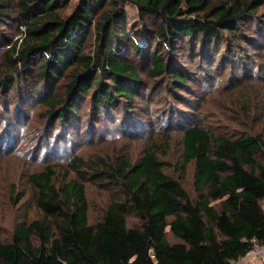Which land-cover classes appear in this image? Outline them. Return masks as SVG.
I'll use <instances>...</instances> for the list:
<instances>
[{
    "label": "trees",
    "instance_id": "obj_1",
    "mask_svg": "<svg viewBox=\"0 0 264 264\" xmlns=\"http://www.w3.org/2000/svg\"><path fill=\"white\" fill-rule=\"evenodd\" d=\"M70 1L13 4L0 0V23L11 10L18 29L25 26L20 47L18 39L6 38L3 44L9 47L6 60L0 61L1 89H15L16 82L25 83L35 73L36 85L45 81L47 86L36 88L40 102L59 121L76 113L75 100L83 96H92L99 111L117 105L121 97L131 104L143 80L135 63L122 54L127 46L150 61V77L169 73L173 90L186 86L187 73L175 57L166 61L163 47L144 49L140 37L130 35L125 0H79L65 14ZM129 1L138 6L141 23L149 16L161 18L155 40L165 43L171 54H179L182 41L193 49L201 42L199 51L209 55V61L225 36L238 37L240 20L257 10L255 0L221 5H212V0ZM211 30L215 34L208 37ZM136 32L142 36L141 30ZM92 38L95 46L89 52ZM63 78L68 81L64 90H56ZM262 154L264 145L258 135L230 138L199 125L189 126L184 132V163L196 165L194 184L200 192L196 201L165 173L154 153L146 152L133 165L123 158L99 159L98 168L119 183L125 197L112 200L97 222L89 219L85 182L75 178L57 186L54 167L47 166L29 176L40 215L24 221L9 239L0 238V264H225L238 260L255 242L264 245ZM81 161L77 157L73 162L80 175ZM132 213L137 223L130 224ZM168 227L178 241L168 238Z\"/></svg>",
    "mask_w": 264,
    "mask_h": 264
},
{
    "label": "rangeland",
    "instance_id": "obj_2",
    "mask_svg": "<svg viewBox=\"0 0 264 264\" xmlns=\"http://www.w3.org/2000/svg\"><path fill=\"white\" fill-rule=\"evenodd\" d=\"M9 1L15 4L18 0ZM78 1L71 0L64 13L69 14ZM232 1L212 0V5ZM255 4L254 16L240 20L238 37L230 40L225 36L210 54L215 58L209 61V55L199 51L201 42L193 49L182 41L179 54H171L165 43L155 40L154 30L161 18L149 16L141 23L138 6L125 0L122 5L130 35L140 37L138 42L144 49L163 47L166 61L175 57L188 78L186 86L173 90L169 73L150 77V61L127 46L122 54L135 63L143 80L131 104L121 97L117 105L99 111L92 96H83L75 100L76 113L59 121L58 115L52 116L50 107L40 102L36 88L47 86L45 81L36 85L39 77H32L35 73L25 83L16 82L15 89L5 91L0 85V238L9 239L24 221L39 217L37 191L29 176L47 166L54 167L57 186L75 178L85 182L89 219L97 222L112 200L125 197L119 183L98 168L99 159L110 162L123 158L133 165L146 152L154 153L163 162L165 173L177 179L190 199L196 201L200 193L194 184L196 165L193 161L184 163V132L189 126L199 125L212 134L230 138L258 135L264 145V0H255ZM12 14L10 10L0 23V61L6 60V38L18 39L20 47L25 30L23 25L18 29ZM137 30L142 31V36L137 35ZM214 34L211 30L207 35ZM93 38L88 42L89 52L95 46ZM67 82L63 78L56 90H64ZM77 157L84 163L78 166L82 168L81 175L73 167ZM259 158L264 160V154ZM129 221L137 223L138 217L132 213ZM167 230L171 242L178 241L169 227Z\"/></svg>",
    "mask_w": 264,
    "mask_h": 264
},
{
    "label": "built area",
    "instance_id": "obj_3",
    "mask_svg": "<svg viewBox=\"0 0 264 264\" xmlns=\"http://www.w3.org/2000/svg\"><path fill=\"white\" fill-rule=\"evenodd\" d=\"M262 206L264 208V199ZM241 260H246L245 264H259L264 263V245L255 242L253 248L249 250L245 256H242L238 260H229L225 264H237Z\"/></svg>",
    "mask_w": 264,
    "mask_h": 264
}]
</instances>
